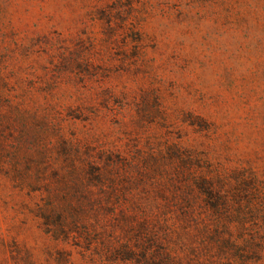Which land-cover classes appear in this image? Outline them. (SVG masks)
I'll return each instance as SVG.
<instances>
[{"label":"rangeland","instance_id":"obj_1","mask_svg":"<svg viewBox=\"0 0 264 264\" xmlns=\"http://www.w3.org/2000/svg\"><path fill=\"white\" fill-rule=\"evenodd\" d=\"M0 264H264V0H0Z\"/></svg>","mask_w":264,"mask_h":264}]
</instances>
